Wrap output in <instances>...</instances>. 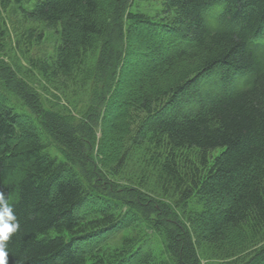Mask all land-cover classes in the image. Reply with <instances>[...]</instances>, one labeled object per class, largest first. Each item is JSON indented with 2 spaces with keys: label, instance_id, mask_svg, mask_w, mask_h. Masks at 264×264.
Wrapping results in <instances>:
<instances>
[{
  "label": "trees",
  "instance_id": "trees-1",
  "mask_svg": "<svg viewBox=\"0 0 264 264\" xmlns=\"http://www.w3.org/2000/svg\"><path fill=\"white\" fill-rule=\"evenodd\" d=\"M3 12L77 116L33 111L0 68V193L19 222L8 264H264V0H3L0 51ZM101 170L160 197L123 210L120 191L92 185Z\"/></svg>",
  "mask_w": 264,
  "mask_h": 264
},
{
  "label": "rangeland",
  "instance_id": "rangeland-1",
  "mask_svg": "<svg viewBox=\"0 0 264 264\" xmlns=\"http://www.w3.org/2000/svg\"><path fill=\"white\" fill-rule=\"evenodd\" d=\"M1 1H3V0H0V2ZM12 17L13 16H11V18L8 17L5 12L2 13V20L6 26L7 32L5 35V40L3 41L2 51H0V68L4 71L7 70V68H9L8 70L13 74L15 84H17L18 86H24L25 89L30 94H32L34 96V105H33L34 109H32L33 111H36L38 113H40L41 111L46 112L49 110L50 111H57V110H59V108L57 107V104L59 103L60 111H63L64 115L66 117H69L70 115L75 117V114H73L71 111H68L66 109V106H63V107H65L66 110H61L62 109L61 106L64 105V102L59 99L56 92H53V90H51L47 86V84H45L43 82V80H41V78L35 73V71L31 70L29 65L24 61L22 53L17 50L16 40H15L13 31H12L13 30V21L12 20H15V19ZM33 52L35 54L37 53V51H35V50H33ZM152 57H154V56H152ZM137 61H138V59H137ZM54 106H55V109L53 110ZM87 110H88V105L83 104L82 106L77 108L76 113H79L82 111H87ZM66 112H68V114H65ZM99 136H100V134L97 131L96 138L98 139ZM53 145H54V143H52V146ZM52 149H53V152L59 158H61L63 160L69 159V156H71V155H69L70 152L68 153V155L65 152H63L62 147L59 146V148L57 149L56 144L53 146ZM217 153L218 152H214L213 155H216ZM80 164L82 165L81 169H83L84 171H87L88 174H89V172H91V167L90 168L86 167L85 162H81ZM107 173H110V172H107L106 170H101V178H99L100 181L95 182L96 185L94 184V181H93L92 185H94L97 188L102 187V188H106V189H110V190L114 189V190H116L115 193L120 191L118 193V196L121 197L120 200H122L121 202L123 204L122 205L123 210H128L130 208H136V205L138 203L135 202V200H139V199L141 200V198L150 199V197H152V196H154L156 198H158V196L160 197V195H158L154 191L143 189L141 192L138 189H135V187L129 185V186H131L130 188L132 190H134V189L137 190V192L139 194V197H138V196H136L135 192H130L127 190L128 185L122 183L121 181H118L117 179H114V177L110 176ZM123 180H125V179H123ZM98 184H101V185L98 186ZM133 196H136V197L134 198ZM144 202H145V205H147V207L141 205V208L144 210H148V206H150L151 204H148L147 201H144ZM144 202H142V203H144ZM170 203L172 204L171 201L166 200V199L162 201V205L168 209H171ZM136 210L139 211L140 210L139 207H137ZM171 213L174 214V212H171ZM178 217H180L182 219L180 214H178ZM152 233H153V231L149 227V225L144 230L136 231V230H132V229H127V230L121 231V232L117 233L116 235L112 236L111 238H109L107 241H104L103 245L100 246L101 252L104 255H110L114 251H117V250L124 248L126 245L127 246L131 245V244H129L130 239H132L134 241L137 239H142L143 236L150 237V236H152ZM133 247H134V245L131 248H133Z\"/></svg>",
  "mask_w": 264,
  "mask_h": 264
},
{
  "label": "clouds",
  "instance_id": "clouds-1",
  "mask_svg": "<svg viewBox=\"0 0 264 264\" xmlns=\"http://www.w3.org/2000/svg\"><path fill=\"white\" fill-rule=\"evenodd\" d=\"M18 229L19 222L13 206L0 193V264H8L7 245Z\"/></svg>",
  "mask_w": 264,
  "mask_h": 264
}]
</instances>
